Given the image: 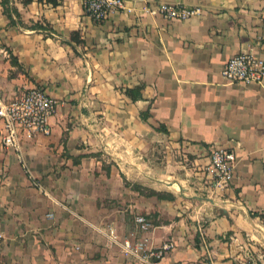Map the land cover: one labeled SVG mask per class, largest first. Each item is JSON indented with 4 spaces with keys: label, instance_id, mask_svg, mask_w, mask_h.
Returning <instances> with one entry per match:
<instances>
[{
    "label": "crops",
    "instance_id": "obj_1",
    "mask_svg": "<svg viewBox=\"0 0 264 264\" xmlns=\"http://www.w3.org/2000/svg\"><path fill=\"white\" fill-rule=\"evenodd\" d=\"M3 1L0 100L37 86L57 107L50 135L21 136L22 159L0 122V264H138L109 228L149 251L173 243L160 263L264 264V82L221 76L238 52L264 59V0H123L131 11L100 23L82 0H8L11 17ZM160 2L201 13L150 14ZM214 146L236 156L226 188Z\"/></svg>",
    "mask_w": 264,
    "mask_h": 264
},
{
    "label": "built area",
    "instance_id": "obj_2",
    "mask_svg": "<svg viewBox=\"0 0 264 264\" xmlns=\"http://www.w3.org/2000/svg\"><path fill=\"white\" fill-rule=\"evenodd\" d=\"M82 4L85 15L96 23L104 21L115 11H131L123 0H82ZM148 12L170 20H186L199 15L201 8L160 2L149 8ZM221 76L225 82L232 84H263L264 59L251 51L238 52L232 55L222 66ZM56 107V99L37 86L26 89L19 96L9 101L0 100L2 144L6 148L18 151V159H22L21 136L35 138L37 135H50L51 128L48 119L56 112ZM209 158L214 175L213 187H228L236 165L234 152L214 146L209 149ZM134 221L137 232H144L150 227V223L142 215H137ZM102 233L119 248L124 257L133 259L138 264H169L160 263L156 259L161 256V251L173 247L171 242L164 243L161 251L154 252L146 249L147 238L144 236L136 241H132L130 237L120 238L114 228H109L108 232ZM247 252L249 253V250ZM257 257L264 259V254L259 253Z\"/></svg>",
    "mask_w": 264,
    "mask_h": 264
},
{
    "label": "trees",
    "instance_id": "obj_3",
    "mask_svg": "<svg viewBox=\"0 0 264 264\" xmlns=\"http://www.w3.org/2000/svg\"><path fill=\"white\" fill-rule=\"evenodd\" d=\"M47 1L52 3L53 5H55V4H57L58 0H47ZM2 3H3V11H4V13H6L9 17H11V13H10V10H9V5H8V0H4ZM12 11H13V9H12ZM126 93L131 95L132 98H135V96H136L134 93H132L131 90H127ZM141 116H142V118L145 119L148 116V113L147 112L146 113H142ZM133 188L138 190L142 194L147 195V196L155 195L158 198H170V199L172 198V196L170 194H167V193L165 194V193H162V192H156L154 190L141 188L140 186L135 185V184L133 185Z\"/></svg>",
    "mask_w": 264,
    "mask_h": 264
},
{
    "label": "rangeland",
    "instance_id": "obj_4",
    "mask_svg": "<svg viewBox=\"0 0 264 264\" xmlns=\"http://www.w3.org/2000/svg\"><path fill=\"white\" fill-rule=\"evenodd\" d=\"M258 247H259V251H257V252L264 254V244H262L261 246H258Z\"/></svg>",
    "mask_w": 264,
    "mask_h": 264
}]
</instances>
